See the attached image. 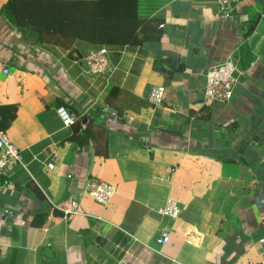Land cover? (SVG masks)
<instances>
[{"label":"crops","instance_id":"obj_1","mask_svg":"<svg viewBox=\"0 0 264 264\" xmlns=\"http://www.w3.org/2000/svg\"><path fill=\"white\" fill-rule=\"evenodd\" d=\"M138 14L149 37L102 44L110 70L93 74L99 44H41L0 0V131L25 164L0 175V264H260L264 0H239L227 18L215 0H138ZM228 59L232 99L206 100L207 69ZM90 179L114 185L107 205ZM168 199L175 218L160 213Z\"/></svg>","mask_w":264,"mask_h":264},{"label":"trees","instance_id":"obj_2","mask_svg":"<svg viewBox=\"0 0 264 264\" xmlns=\"http://www.w3.org/2000/svg\"><path fill=\"white\" fill-rule=\"evenodd\" d=\"M7 7L18 25L38 32V42L62 49L70 48L76 39L99 45H135L149 37L142 29L138 0H7ZM5 106L13 109V105ZM74 113L79 124L81 114Z\"/></svg>","mask_w":264,"mask_h":264},{"label":"built area","instance_id":"obj_3","mask_svg":"<svg viewBox=\"0 0 264 264\" xmlns=\"http://www.w3.org/2000/svg\"><path fill=\"white\" fill-rule=\"evenodd\" d=\"M218 8V13L224 18L230 16L232 4L239 0H215ZM108 48L105 45L100 46L95 50H91L86 56V62L89 66V71L93 74H101L110 70L108 62ZM7 68L4 67L3 72L7 73ZM237 67L232 59L223 62L215 63L209 66L206 72V80L203 88V94L206 100L227 102L232 99L233 90L237 84ZM166 95L163 86L153 87L150 92V100L153 103H161ZM58 114L64 126H69L74 122L72 113L63 106L58 109ZM53 161L47 163L48 168L53 167ZM17 166L25 167L20 150L10 141L4 131H0V175L13 171ZM87 193L98 203L103 206L107 205L115 188L113 184L101 180H87ZM63 210L68 215L78 211V202L69 200L63 206ZM179 207L173 200L168 199L167 203L160 210L164 216L175 218L179 214ZM168 233L162 232L157 238L158 243L168 241ZM263 242V240H261ZM260 264H264V250L262 252V260Z\"/></svg>","mask_w":264,"mask_h":264},{"label":"clouds","instance_id":"obj_4","mask_svg":"<svg viewBox=\"0 0 264 264\" xmlns=\"http://www.w3.org/2000/svg\"><path fill=\"white\" fill-rule=\"evenodd\" d=\"M100 46H102V45H100ZM105 46H106V45H105ZM106 47H107V46H106ZM63 107H64V106H63ZM65 108H66V107H65ZM66 109H67V108H66ZM68 110H69V109H68ZM69 111H70V110H69ZM70 112H71V111H70ZM72 116H73V119H74V122H75V116H74L73 114H72ZM74 122H73V123H74ZM73 123H72V124H73ZM72 124H71V125H72ZM71 125H69V126H71Z\"/></svg>","mask_w":264,"mask_h":264},{"label":"water","instance_id":"obj_5","mask_svg":"<svg viewBox=\"0 0 264 264\" xmlns=\"http://www.w3.org/2000/svg\"><path fill=\"white\" fill-rule=\"evenodd\" d=\"M85 121H86V118L83 119V122H85Z\"/></svg>","mask_w":264,"mask_h":264}]
</instances>
